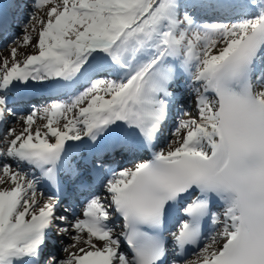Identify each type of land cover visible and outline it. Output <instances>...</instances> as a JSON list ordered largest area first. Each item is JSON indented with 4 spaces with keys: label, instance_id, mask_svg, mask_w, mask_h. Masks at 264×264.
Masks as SVG:
<instances>
[{
    "label": "snow or ice",
    "instance_id": "6c2138e0",
    "mask_svg": "<svg viewBox=\"0 0 264 264\" xmlns=\"http://www.w3.org/2000/svg\"><path fill=\"white\" fill-rule=\"evenodd\" d=\"M21 3L37 51L0 62V124L18 92L59 95L0 137V264H264V0H0V38ZM181 83L196 115L115 167L156 148Z\"/></svg>",
    "mask_w": 264,
    "mask_h": 264
},
{
    "label": "rangeland",
    "instance_id": "374dc122",
    "mask_svg": "<svg viewBox=\"0 0 264 264\" xmlns=\"http://www.w3.org/2000/svg\"><path fill=\"white\" fill-rule=\"evenodd\" d=\"M46 11H47V8H44V9H41V10H38L37 11V15L38 16H41V17H45L46 18ZM25 21V20H24ZM24 21H23V23H20V25H21V29H23V26H24ZM38 27H37V31H32V28H29L28 29V34L29 35H31V37H32V42H31V44H29V45H23V43H22V36L24 35V32L22 31V33H21V35H20V37H18L16 40L17 41H19L20 42V46L18 47V51H17V55H16V60H18L19 62H21L22 61V59H24L25 57H26V55H28V54H35L36 53V51H37V49L36 48H34L32 45H34L35 43H36V39H37V35H38ZM13 47H17V44H14V43H12L10 46H8L5 50L6 51H4V53H3V56H6L7 55V53L10 51V49L11 48H13ZM2 56V57H3ZM8 59H9V61L11 62V55H10V57H8ZM1 62V61H0ZM181 85H182V83H181ZM182 90V98H184L185 99V103H186V107H187V110H188V112H190L192 115H196V110H195V105H194V101H193V99L187 94V93H185L184 92V90H183V88H181ZM177 116H178V114H176L175 116H174V118H177ZM36 118H39L40 119V122H35L34 123V125H33V129H35V128H41L42 129V126L46 123V121L44 120V119H41L40 118V115H39V113L37 114V117ZM12 120V119H11ZM176 120H178V119H176ZM19 121L20 120H17L16 118H15V121H13L12 123H18L17 125V127L15 128V130L17 129V131L18 130H22V128H23V123H19ZM11 122V121H10ZM11 126V125H10ZM10 126H5V129H8V128H10ZM174 126V125H173ZM43 130V129H42ZM20 132V131H19ZM19 132H17V134H19ZM169 134V133H168ZM170 140H168V141H166V143H164V144H166V145H164V148L163 149H165V148H167V146H168V142H170V141H172L173 139L172 138H169ZM7 146V145H6ZM6 146H5V148H6ZM0 149H3V148H1L0 147ZM60 249V248H59ZM60 251V250H59ZM62 254H63V256H61V258H64L67 254H65L64 252H62V251H60ZM195 259V258H194Z\"/></svg>",
    "mask_w": 264,
    "mask_h": 264
},
{
    "label": "bare ground",
    "instance_id": "6f19581e",
    "mask_svg": "<svg viewBox=\"0 0 264 264\" xmlns=\"http://www.w3.org/2000/svg\"><path fill=\"white\" fill-rule=\"evenodd\" d=\"M27 169V168H26ZM29 172L31 171L30 169H27Z\"/></svg>",
    "mask_w": 264,
    "mask_h": 264
}]
</instances>
